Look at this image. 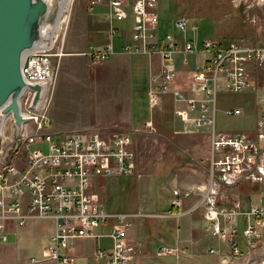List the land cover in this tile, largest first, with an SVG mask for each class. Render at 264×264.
Returning a JSON list of instances; mask_svg holds the SVG:
<instances>
[{
  "label": "built area",
  "instance_id": "obj_1",
  "mask_svg": "<svg viewBox=\"0 0 264 264\" xmlns=\"http://www.w3.org/2000/svg\"><path fill=\"white\" fill-rule=\"evenodd\" d=\"M104 2L108 6L105 16L110 24L107 43L97 48L91 45L82 54L94 62L114 55L119 28L113 22L127 18L130 11L133 15L131 32L121 50L160 58V70L150 77V106H156L162 95L171 91L177 101L183 102L174 113L188 124L185 132L206 131L209 135L208 181L202 188L192 186L175 191L172 209L182 211V199L193 195L196 200L192 206L203 209L202 215L211 225V236L229 246L227 252L214 247L208 251L228 255L230 260L237 259L238 264H261L240 257L235 235L241 232L249 248H257L264 234V204H251L242 211V202L235 192L238 185L245 182L264 184V46L235 42L222 45L211 38L200 40L198 25L191 24L185 17L173 22L178 37L172 33L157 36L156 0H132L130 4L128 0H90L88 10ZM68 22L69 18L63 15L58 30L62 33H56L51 49L35 50L25 59V78L31 83L44 84L40 104L37 108L31 107L34 91L27 88L20 103L25 117L20 134L16 135L14 130V139L5 147L0 133V232L8 221L23 227L31 219H50L54 229L44 247V255L57 264H71L74 258L63 250L73 248L78 239L96 238L97 229L108 225L113 246L98 248L93 257L104 259L105 264H130L134 256L128 250L126 239L133 220L140 214L107 210L91 188L93 179L98 176L121 177L135 173L130 134L99 129L56 134L51 131L46 116L55 81L52 56L59 42H62L60 48L63 47ZM189 33L191 38H188ZM191 54H201L203 58L189 71L191 95H188L175 83L177 62L187 66ZM221 89L253 94V127L216 130V95ZM242 112L239 106L224 109L226 115L237 116ZM7 120L13 124L10 114ZM42 145H46V151H42ZM22 153L24 160L19 166ZM260 198H264V192ZM242 215L246 220L244 227L238 224ZM1 239L5 241V236ZM175 250L161 246L158 254H173ZM30 261L35 259L30 258ZM227 262L224 260L222 264Z\"/></svg>",
  "mask_w": 264,
  "mask_h": 264
},
{
  "label": "rangeland",
  "instance_id": "obj_2",
  "mask_svg": "<svg viewBox=\"0 0 264 264\" xmlns=\"http://www.w3.org/2000/svg\"><path fill=\"white\" fill-rule=\"evenodd\" d=\"M89 1L90 0H72L70 8L64 10V16L66 19L69 18L68 26L70 21L71 26L77 23L78 20L81 21V17H85L88 23H91L93 19H95L97 15L95 16L94 13L100 9L99 5H103L105 2L91 6L92 8L89 11ZM131 1L132 0H128V3L130 4ZM156 1V7L158 6L157 9L166 12L169 19L175 17V21L178 18L185 17L189 19L191 24L196 23L198 25L197 36L200 40L211 38L219 41L222 45L235 42L242 45L264 46V0ZM106 13L107 11L104 14ZM132 22L133 15L130 11L127 18L114 21L115 26L120 30L117 37L126 34L129 35ZM162 25L163 24L160 23L159 26L162 27ZM164 30L169 33H175V36L178 37V32L176 33L172 25L169 24L163 27L162 31ZM58 33L61 35L62 30H60V32L58 31ZM97 33L98 34L94 33L93 40L94 47L96 48L100 44H104L107 40V33L105 30L98 31ZM156 34H158L157 30ZM188 38H191L190 33L188 34ZM58 44L59 49L62 44L61 42ZM48 49H51V47ZM61 49L64 53L63 56L56 55L57 51H54L55 55L52 56L55 81L52 86L53 91L49 104L50 108L48 110V106V111L46 110V116L48 118L50 116L49 119H51L50 129L52 132L64 135L70 132L87 129H99L106 132L123 131L127 133L129 130L124 127H119L118 122L112 123L111 125L104 123L111 121L114 118V114L116 117H121L124 114H127V116L131 114L133 116L134 114L131 113L132 110H137V122L135 124H142L145 119V114L147 115L148 113V102L146 94L141 89L132 94V98H130V102H132L131 111L128 109L127 113L124 112V114L120 110L119 112L115 110L116 112L114 113L112 111L111 106L116 101V96L118 98L120 95L117 94L111 97L110 91L111 89H114L117 93L123 91V89H120L118 86L122 81H125L126 71L124 70L125 66L122 65L123 63L112 64V62L104 60L99 62L89 61L86 55L83 56L78 55V53L69 52L66 47V41ZM59 52L60 50L58 53ZM189 58L192 60L193 55H189ZM119 66L122 70L116 73L114 69ZM250 72L252 75L255 74L252 70ZM118 76H123V80H120ZM126 91L127 89L125 92ZM216 102L217 112L215 128L217 131L246 130L254 126V100L251 92H227L221 89L216 95ZM228 106H239L243 112L241 115L237 116L226 115L224 109ZM51 116H53L54 123ZM114 120L118 121L119 119L116 118ZM7 121V124H5L3 128L5 133L3 145L5 147L14 139L15 134L10 121ZM32 126L34 127L33 124H31V127ZM148 130L149 132H147ZM130 133L131 142L133 137L134 145L132 148L135 154V167L137 164L136 173L128 177L121 176L119 179H123V182H118V179L114 177L104 178V176H98L102 178L98 182H96L98 177L93 179L91 184L92 190L97 194L99 203L107 210L140 214L133 220L134 224L130 229V233L133 232L137 240H140V242L146 240L153 243L156 240V243L158 242L157 244L165 243L170 245L174 243L176 237L182 244L179 243L182 246L183 255L186 254L182 259L183 264H198L195 259L190 263L189 252L196 247V254L209 257L211 253L206 251L205 247L208 248V246H212V244L208 240H218V238L215 236L212 237L210 234V223L203 216L200 217L199 215L203 209L199 207L193 208L191 201L186 207L181 209L182 211H179L180 209H176L177 211L174 209L170 210L169 206L166 208L167 202H169V204L172 202L171 190L174 186L172 180L179 175L181 167L190 163L189 149L192 142L191 138L179 136L175 140V137L171 134L170 137L164 139L161 137L162 134H159V131L147 128L130 130ZM42 151H46V145H42ZM21 158L22 159L18 162L19 166H22L24 160L23 153ZM176 188L180 189L178 187ZM185 189L178 191H183ZM262 191L264 192V184H262V186L261 184L246 182L240 184L237 187L236 195L242 202V211L248 209L251 204L259 205L258 198L263 193ZM186 199H189V197L185 198V200ZM186 210L188 213L185 212ZM149 214L158 217H152L149 216ZM143 215H148V217H144ZM189 215H193L194 235L196 234L195 236H199L196 240V244H194L195 240L192 241L188 233L192 223L186 221V217ZM161 216L175 217L164 218ZM178 216L180 217L176 218ZM242 217L243 215L240 217V220H238V224L244 227L246 220ZM97 230L104 233L107 231V228ZM235 238L237 239L239 247H241V244L243 246L245 245L247 250H251L246 239L244 238L242 241L240 233H237ZM100 239L103 242V246H111L110 238ZM85 241H87L88 248H90L92 246L90 240ZM127 243H130V245H128V250L136 254L137 247L135 242L132 243L128 241ZM42 244V241L38 243L37 253L41 252L40 245ZM217 246L218 245L213 247L218 249ZM261 246V241H259L257 243V248ZM37 253L35 252L34 254ZM25 255L26 257H31L29 251H27ZM218 257L219 259L214 261L206 260V264H222L224 260L226 262L228 261L226 264H238L239 262L237 259L230 260L228 255L225 254H220ZM240 257L243 259V251H240ZM162 258L163 257L154 253L147 261L148 264H166ZM79 260L81 259L75 260L73 264H78ZM137 260L138 258L136 261ZM248 260L256 261L251 259ZM257 262L264 264V258ZM130 264H138V262Z\"/></svg>",
  "mask_w": 264,
  "mask_h": 264
},
{
  "label": "crops",
  "instance_id": "obj_3",
  "mask_svg": "<svg viewBox=\"0 0 264 264\" xmlns=\"http://www.w3.org/2000/svg\"><path fill=\"white\" fill-rule=\"evenodd\" d=\"M99 7L100 9H98L94 13L95 16L96 15L97 16L95 17V19H93L91 23H88L85 17H81V21L78 20L77 23H75L73 26H71V21H70L69 26L67 28L66 36L64 39V43L66 41V47L69 52L78 53V55H83L82 53L86 51L89 48V46L91 45L94 46L93 44L94 33L98 34L97 32L101 30L103 31L105 30V32L108 33L110 24L104 14L108 10V6L106 5V3H104L103 5H99ZM157 7H156V12L158 13V16H159L157 36H161V35H164L165 33H169L165 30L162 31V28L168 26L169 24L172 25L173 27V22H174L175 17L169 19L166 12H164L163 10L157 9ZM160 23L163 24L162 27L159 26ZM172 34L175 35V33H172ZM129 35L126 34L120 37H116L114 55L104 60V61L112 62V64H117V63L122 64L123 63L122 65L125 66L124 70L126 71L125 81H122L118 85L120 89H123V91L121 93L115 92L114 89H111L110 91L111 97H114L117 94L120 95L118 98L116 96V101L111 107H112L113 113L116 112L115 110H118V112L120 110L123 114L124 112L127 113L128 109L131 111L132 102H130V98H132V94L138 92V90L141 89L146 94V99L148 102V113L147 115L145 114V119L143 120L141 125L135 124L137 122L136 120L137 110L131 111V113L134 114L133 116L131 114L129 116H127V114H124L121 117L119 116L116 117L114 114L113 115L114 118L108 122H105L106 121L105 120L104 124L111 125L112 123L118 122L119 127L121 128L124 127L125 129L129 130L128 133H130V130H136V129L139 130L140 128L156 130L160 132L159 134H162L161 137H163L164 139L167 137H170L171 134H173V136L175 137V140L179 136L180 137L187 136L191 138L192 142H191L190 149H189L190 163L181 167V171L179 172V175L172 180L173 181L172 183H174V186L172 187V190H171V198L173 200L175 191L182 190L190 186L202 188L208 181L209 135H208V132L206 131L191 132V133L185 132L186 129L189 128L188 124L181 121L179 117L175 115L174 113V110L176 108L183 106V102L177 101L172 95L171 91L162 95L159 103L156 106L154 107L150 106L149 101H148V88H149L150 79H151L150 77L153 73H156L160 70V58L157 55H147L143 53H127V52L122 51L121 45L123 41H126L129 39ZM105 43H107V40ZM104 44H100L98 47H101ZM63 55L64 53L62 50V53H60L59 56H63ZM191 55H193V59L190 60V62L192 61L191 65L188 64L187 66H185V65H182L181 62L179 61L177 62L178 75H177V79L175 83L177 87L184 90L185 92H188L187 93L188 95H191L189 93L190 91L189 90V86H190L189 71L195 68L196 66H198L201 63V60L203 58L201 54H191ZM87 58H88L87 60L92 61L90 57L87 56ZM114 70L116 73H118L119 71L122 70V68L119 66L118 68H115ZM118 77L120 80H123V76H118ZM126 89L127 91L125 92ZM49 108H50V105L48 107V110ZM51 118L54 123L53 116H51ZM116 118L119 120L118 121L114 120ZM146 123H148V125ZM57 125H58V122H57ZM147 132H149V130ZM133 145L134 144H133V137H132V147ZM136 168H137V164H136ZM135 173H136V169H135ZM101 178L102 177H98L96 179V182L100 181ZM114 178H117L118 182L119 181L123 182V179H119L121 177H114ZM176 187L180 189H177ZM258 199H259V202L263 203L264 198L259 197ZM195 200L196 198L194 196H192V198L189 197V199H186V200L182 199L183 201L182 207H186V205L190 201L194 203ZM171 203L172 202H170L169 204V202H167L166 208L169 206V209L171 210L172 209ZM199 215L200 217H202L203 216L202 212H200ZM143 216L148 217V215L147 216L143 215ZM149 216L158 217V216H153L152 214H149ZM161 217H164V216H161ZM170 217H175V216H166L164 218H170ZM179 217L180 216L176 218H179ZM192 217L193 215L187 216L186 221L190 223L192 222L189 227L188 233H189V236L192 238V241L195 240L194 244H196V240L199 238V236L197 237L195 236L196 234L194 235L195 228L193 225L194 222L192 220ZM103 228H107V231L104 233H101V231L97 230L96 232L98 236L96 238L78 239L75 242V245L73 248L69 250H63L65 254L74 258V261L71 264H73L75 260L77 259H81L79 260L78 264H105L104 259H95L93 257L94 252L98 248L109 249L113 246L112 237L109 235L110 227L108 225H104V226L99 227L98 229L101 230ZM44 229L46 232L44 231ZM53 229H54V224H53V221L50 219H31L23 227H18L14 221H8L6 223L5 229L2 232H0V263H3V264H57L53 259H50L49 257L44 255V247ZM129 233L126 239V243L128 241L132 243L135 242L136 247H137L136 249L137 255L133 254L134 258L131 263L138 262V264H148V261H147L148 258H151L152 255H154L155 253L158 256L163 257L162 259L164 262H166V264H183L182 259L184 255L186 254L183 255V250L181 246L182 244L179 241V239H177L176 237L174 239L175 240L174 243L168 245L165 243L157 244L158 242L156 243V240L154 243L151 241H146V240H143L142 242H140V240H137L135 238V236L133 235V232H131L130 234ZM2 235L5 236V241L1 239ZM206 236H209V235H206ZM240 237L242 238V241H243L244 238L242 237V235H240ZM100 238H110L111 246L110 247L103 246L102 245L103 242ZM85 240H90V242L92 243V246L90 248H88V243ZM40 241H42L43 244L40 245L41 252L37 253V250H38L37 245L38 243H40ZM208 241L212 244V246H208V248L205 247L206 251H208L210 247H213V246L216 247V245H218L217 247L220 250H222L223 252H227L228 246L222 241L216 240V239L212 241L210 240ZM127 244L130 245V243H127ZM261 244L262 246L255 250H247V247H245V245L243 246L240 244L241 251H243V259L244 260L251 259V260L258 261L264 258V235L261 240ZM161 246H165L169 248L174 247L176 248V250L173 254L160 255L158 254V249ZM195 249L196 247H194V249L190 251L188 254L190 258L189 259L190 263H192L194 259L198 262V264H206V260L214 261V260L219 259L218 255L211 254L209 257H206L205 255H198L195 253ZM27 251H29L30 256L35 259L34 262L30 261L31 257L29 256H27L29 258L26 257L25 253ZM35 252L37 254H34ZM137 258L138 260L136 261Z\"/></svg>",
  "mask_w": 264,
  "mask_h": 264
},
{
  "label": "water",
  "instance_id": "obj_4",
  "mask_svg": "<svg viewBox=\"0 0 264 264\" xmlns=\"http://www.w3.org/2000/svg\"><path fill=\"white\" fill-rule=\"evenodd\" d=\"M61 4L60 0H0V126L10 114L16 135L25 120L19 102L24 91L27 88L34 91L32 108L38 107L44 93V84L25 78V59L35 50L52 46L65 14ZM54 25L52 40L48 42L46 33Z\"/></svg>",
  "mask_w": 264,
  "mask_h": 264
},
{
  "label": "bare ground",
  "instance_id": "obj_5",
  "mask_svg": "<svg viewBox=\"0 0 264 264\" xmlns=\"http://www.w3.org/2000/svg\"><path fill=\"white\" fill-rule=\"evenodd\" d=\"M61 1V9L64 11L66 8H69V5L71 4V0H60ZM55 28H56V26L54 25L53 27H50V29H48V31H47V36H46V41H51L52 40V33L55 31ZM58 28H59V26H58ZM58 30V29H57ZM54 35V34H53ZM64 39H65V37H64ZM62 43V42H61ZM63 43H64V40H63ZM52 45H54V43H52ZM60 50V52L58 53V51ZM60 53H62V49L61 48H59L58 50H57V53H56V55H60ZM21 101H22V96L20 97V99H19V102L21 103ZM39 104H40V102H39ZM8 115L9 114H7L5 117H4V120H3V122L1 123V125L2 126H0V133L2 134V136H3V138H4V126H5V124H7V119H8ZM176 115V114H175ZM11 116V115H10ZM14 126V124H12L11 125V127H13ZM14 130H15V127H14ZM3 141H4V139H2ZM208 153H210V152H208ZM240 183V182H239ZM237 186V185H236ZM239 186V185H238ZM235 194H236V192H235ZM240 233V235H242L241 234V232H239ZM243 237V236H242Z\"/></svg>",
  "mask_w": 264,
  "mask_h": 264
},
{
  "label": "flooded vegetation",
  "instance_id": "obj_6",
  "mask_svg": "<svg viewBox=\"0 0 264 264\" xmlns=\"http://www.w3.org/2000/svg\"><path fill=\"white\" fill-rule=\"evenodd\" d=\"M71 5V4H70ZM70 5H69V8H70ZM69 14V13H68Z\"/></svg>",
  "mask_w": 264,
  "mask_h": 264
}]
</instances>
